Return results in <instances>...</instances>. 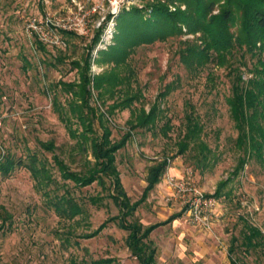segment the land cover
<instances>
[{
    "label": "rangeland",
    "instance_id": "rangeland-1",
    "mask_svg": "<svg viewBox=\"0 0 264 264\" xmlns=\"http://www.w3.org/2000/svg\"><path fill=\"white\" fill-rule=\"evenodd\" d=\"M147 1L0 0V158L9 154L22 163L8 174L0 173V264H70L71 259L99 258L138 264L126 246L128 232L118 224L120 212L109 196V181L106 188L97 182L77 186L62 177L54 162L57 155L72 171H80L86 160H93L76 150V138L69 130L78 123L62 119L57 107L67 109L66 85L78 83L90 50L91 77L114 71L125 78L115 88L119 91L110 94L103 89L102 97L90 84L92 106L106 110L114 100L118 104L125 98L127 90H137L140 95L133 107L143 105L148 110L158 100L162 109L153 129L134 130L115 152L125 193L131 203H139L127 220L137 219L143 226L163 222L148 237L156 264H231L232 259L236 264H264V150L259 159L244 154L235 143L237 130L225 102L229 81L224 69L209 63L193 75L184 68L177 51L180 40L191 35L138 46L125 64L114 68L98 56L113 42L114 16L123 7H142ZM47 15L69 16L75 29L58 32L60 44L42 43L40 48L37 35L27 26L31 19ZM209 72L213 84L206 78ZM176 78L179 85L158 99L164 86ZM72 88L79 90L78 84ZM187 103L202 125L204 160L193 146L178 153ZM129 117V108L114 109L108 125L112 141L127 132ZM166 122L170 128L164 134L161 127ZM95 127L100 134L97 123ZM42 142H52L54 149L46 150ZM31 155L48 178L28 167ZM242 157L245 162L240 164ZM163 158H168V167L143 195L149 168ZM182 176H189L215 198L205 225L193 223L171 196L168 177ZM65 190L83 210L72 219L59 217L52 205ZM91 233L92 237L85 236Z\"/></svg>",
    "mask_w": 264,
    "mask_h": 264
},
{
    "label": "trees",
    "instance_id": "trees-1",
    "mask_svg": "<svg viewBox=\"0 0 264 264\" xmlns=\"http://www.w3.org/2000/svg\"><path fill=\"white\" fill-rule=\"evenodd\" d=\"M183 6L184 8H182ZM149 10V12L147 11ZM146 12L149 14L146 16ZM116 32L113 42L107 45L106 50L98 51V56L104 62H112V68L125 64L129 55L141 45L152 44L156 41H166L172 37L191 38L180 40L178 49L179 62L193 75H198L209 64L223 68L229 81L228 94L225 102L234 127L237 130L236 145L243 149L244 154L263 158L264 150V0H149L142 7L121 9L116 16ZM63 33H67L63 31ZM96 42V41H95ZM39 47L43 45L38 41ZM95 44L92 46L94 47ZM91 48V47H89ZM90 53V54H89ZM86 54L85 63L81 69L78 81L79 90L72 87L77 84L68 83L66 91L67 109L59 105V115L66 122L75 120L78 127L70 129L72 138H76L74 146L84 157L87 154L93 160H86V166L80 171H72L57 155H54L55 165L62 177L71 180L77 186H88L97 182L106 188V179L109 181L110 194L120 215L118 224L128 234L125 242L132 256L138 264H156L154 248L148 240L149 234L160 224L154 223L143 226L137 219L128 221L136 210L137 203H131L119 178L115 165V152L119 150L131 137L136 129L151 130L161 112L158 100L145 110L141 105L133 107L140 93L136 90L124 93L125 98L118 104L113 101L106 110H98L91 105L93 88L99 90L97 97H102V90L112 94L117 85L125 78L114 71L103 72L90 76L91 50ZM77 67L81 68L79 63ZM207 80L213 84V74H207ZM179 85L178 78L167 83L157 98H163ZM107 88V89H106ZM129 108L130 117L127 120L128 129L118 141H112L109 128L110 115L114 109ZM194 107L187 103L184 114V132L178 141V153L182 154L190 146L199 150L204 160L206 145L200 140L202 125L198 122ZM96 123L101 129L97 132ZM166 122L161 131L166 134L169 129ZM46 150L54 149L52 142H42ZM240 164L245 157L240 158ZM20 162V163H19ZM22 164L9 154L0 158V173L8 174L15 165ZM28 167L35 174L43 173L48 178L44 167L37 168L35 158L30 157ZM168 166V158H163L152 165L146 177L147 185L143 195L153 189L160 181ZM68 193V190L59 196V200L52 205L59 213V217L72 219L83 212L80 204ZM172 215L169 220L179 216ZM165 223V222H164ZM94 233L85 234L92 237ZM112 258H99L90 261L70 260V264H114ZM231 264H236L232 259Z\"/></svg>",
    "mask_w": 264,
    "mask_h": 264
},
{
    "label": "built area",
    "instance_id": "built-area-1",
    "mask_svg": "<svg viewBox=\"0 0 264 264\" xmlns=\"http://www.w3.org/2000/svg\"><path fill=\"white\" fill-rule=\"evenodd\" d=\"M73 26L69 16L58 19L47 15L40 20L31 19L27 28L37 35L41 43L58 45L61 43L58 32L72 31L75 29ZM167 183L172 190L173 200L180 204L190 220L197 225H205L212 215L215 198L206 194L189 176L168 177Z\"/></svg>",
    "mask_w": 264,
    "mask_h": 264
}]
</instances>
